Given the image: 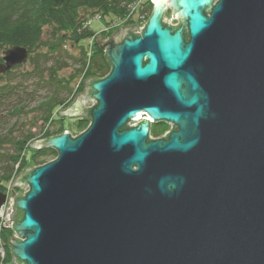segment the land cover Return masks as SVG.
Segmentation results:
<instances>
[{"label":"water","instance_id":"1","mask_svg":"<svg viewBox=\"0 0 264 264\" xmlns=\"http://www.w3.org/2000/svg\"><path fill=\"white\" fill-rule=\"evenodd\" d=\"M151 1L59 113L89 129L30 145L58 157L11 186L30 187L12 191L14 264H264V0ZM29 57L7 50L3 71Z\"/></svg>","mask_w":264,"mask_h":264},{"label":"rangeland","instance_id":"2","mask_svg":"<svg viewBox=\"0 0 264 264\" xmlns=\"http://www.w3.org/2000/svg\"><path fill=\"white\" fill-rule=\"evenodd\" d=\"M147 2L148 0H137L133 9H130L129 13L123 17H116L108 14L103 17L104 15H101L100 13L93 14V16L88 17L85 23L80 26V29L78 30V34H81H79V40H73V32L71 31V34L69 35L71 41L68 40L65 42L66 44L62 48L63 52L60 58L62 61H65L67 67L64 68V70H61L59 75L70 81V77L75 75L76 70L80 68V64L77 63L80 58L86 60V70L78 80L77 78L75 80H71L68 89L63 88V90H57L53 85H44L48 81H45L42 85H37V83L41 80V78L38 79L37 76H32L31 78H28V80L26 78V81L25 79L23 80L22 77H20L21 73L23 75L27 71L31 70V66L28 62L16 69H13L15 72L14 79L17 81L16 83H20L22 85L19 87L20 89H27V93H22L20 98L15 102L14 105H16L18 109L17 111L12 110V107V109H10V105L7 106L8 104H0V173H3L4 170L9 169L11 166V156L18 150L16 145H14L15 142L19 141V139L25 138L29 134H33L35 136L32 137L31 141L26 145H22L21 154L15 165L14 174L11 180L6 184L0 181V183H3L6 187L5 192H0L6 195V201L3 205H6L7 202H11L15 205V201L13 199L14 194H20L25 197V193L30 191L29 186L26 190L25 187H11L25 169L30 167H41L38 166L36 161L37 159L45 160L50 163L58 157L57 152L54 149H47V147L42 149L31 148L30 145L32 143L53 138L54 136L49 137L48 132H59L57 136L69 133L73 138H76L89 129L91 122L85 115L68 117L61 116L59 113L69 109L77 101L79 94H86L89 92L85 81L96 77L91 75L88 63L96 52H101L100 46H103L106 42H108L120 29L137 27L139 30H133L132 32L134 34H139L141 32V29L146 25L151 14V6L146 4ZM141 10L143 13H141ZM80 14L81 19H83L88 16L90 12L81 11ZM144 15L145 17L142 18ZM166 16L168 20L172 19L170 11L167 12ZM7 50L9 49H0V58H3ZM102 53L105 55L104 51H102ZM59 57L60 56H58V59ZM1 84L2 82L0 80V85ZM50 94L59 98L68 97V101H70L63 106L57 107L53 112L52 119L49 122L44 123V109H39V107L42 100L50 97ZM93 104L94 103H86L85 108L91 109ZM162 125L159 124L157 127L156 125H154L153 128L151 127V135L153 139H161L171 132L172 129L169 125H167L165 129L161 127ZM154 132L159 134L158 138ZM8 203L7 205H9ZM6 232L9 233V231L1 232L2 244L5 249L2 261L5 262L8 256H10V259L13 261V255L11 253L8 254V249H10L9 240L10 238H16L12 231L10 232V235ZM4 234L6 236H4Z\"/></svg>","mask_w":264,"mask_h":264},{"label":"trees","instance_id":"3","mask_svg":"<svg viewBox=\"0 0 264 264\" xmlns=\"http://www.w3.org/2000/svg\"><path fill=\"white\" fill-rule=\"evenodd\" d=\"M136 0H0V49H11L15 46L27 48L30 51L29 65L31 70L20 75L26 81V78L37 76L41 78L37 85L46 84L55 86L57 90L69 88L71 80H77L86 70V60L78 59L77 63L80 68L76 70L75 75L70 77V81L59 75L61 70L67 67L65 61L60 58L63 52V46L68 40L71 41L70 34L73 32L74 41L79 40L78 30L88 17L100 13L105 17L114 15L123 17L129 13V8ZM151 7L150 1L146 3ZM81 11L90 12L88 16L81 19ZM141 13L143 11L141 10ZM151 15V14H150ZM81 35V34H80ZM86 36V35H85ZM58 56L59 59H58ZM61 60V61H60ZM92 63L88 68L93 77V81L103 79L110 73V65L101 52H96L92 58ZM16 66L8 71H3L6 66L3 58H0V104L9 106L10 109L17 111L15 102L20 98L22 93L26 94L27 89H20L22 85L16 83L14 77ZM20 82V81H19ZM47 86V85H46ZM13 98V99H12ZM70 101V100H69ZM68 97L59 98L51 95L42 100L39 109H44V123L49 122L53 117L54 110L67 104ZM12 104V105H11ZM12 107V108H11ZM90 111V110H89ZM88 111V113H89ZM89 116L87 117V119ZM89 121L91 122L90 118ZM59 132H48L49 137H55ZM159 137V134L154 132ZM35 135L29 134L23 139L16 141L14 145L18 148L11 156L10 168L0 173V181L7 183L11 180L15 165L21 154L22 145H26ZM48 149V148H47ZM46 150V149H43ZM56 151V150H55ZM57 152V151H56ZM58 155V152H57ZM38 166L45 165L49 162L45 160H36ZM0 183V192H5V185ZM19 217L23 218L22 215ZM10 232H6L10 235ZM4 236H6L4 234ZM11 251L8 249V254ZM12 254V253H11ZM14 264L10 256L6 262L0 257V264ZM20 264V263H17Z\"/></svg>","mask_w":264,"mask_h":264},{"label":"built area","instance_id":"4","mask_svg":"<svg viewBox=\"0 0 264 264\" xmlns=\"http://www.w3.org/2000/svg\"><path fill=\"white\" fill-rule=\"evenodd\" d=\"M137 0L133 3V5L130 6L129 8V11L130 9H133V7L135 6ZM145 15L142 17L144 18ZM166 20L168 22L171 23V25L173 26H176V21H173L172 19L168 20L167 19V16L165 17V22ZM92 61V59L90 60V62L88 64H90ZM142 120H140L141 122ZM139 123H133V124H130L131 127H135L137 126ZM150 138L153 139L152 135H150ZM11 199V198H10ZM9 200V199H8ZM7 200V201H8ZM8 203V202H7ZM3 205L1 208H0V252H1V257L3 256L4 257V254H5V249H4V246L2 244V240H1V232L2 231H12V233H14V235L16 236V238L18 239V236L17 234L13 231V228H12V224H14V221H10V214H13L14 210L12 209V207L14 206L11 202H9L8 204L9 205ZM2 257V258H3Z\"/></svg>","mask_w":264,"mask_h":264},{"label":"flooded vegetation","instance_id":"5","mask_svg":"<svg viewBox=\"0 0 264 264\" xmlns=\"http://www.w3.org/2000/svg\"><path fill=\"white\" fill-rule=\"evenodd\" d=\"M152 9H153V8H152ZM176 24H177V22H176ZM178 25H179V24H178ZM187 41H189V36H188V35H187ZM108 42H109V41H108ZM105 44H106V43H105ZM105 44H104V45H105ZM110 68H111V67H110ZM110 72H111V70H110ZM109 74H110V73H109ZM109 74H108V75H109ZM159 124H160V125L163 124L161 127H163L164 129L166 128L167 125H169V126L171 127V129H173V126H172V125L167 124V123H165V122L155 123L154 125H156V127H157ZM154 125H153V126H154ZM153 126H152V128H153Z\"/></svg>","mask_w":264,"mask_h":264},{"label":"bare ground","instance_id":"6","mask_svg":"<svg viewBox=\"0 0 264 264\" xmlns=\"http://www.w3.org/2000/svg\"><path fill=\"white\" fill-rule=\"evenodd\" d=\"M147 118V117H146ZM155 123L154 122H151V127L154 125ZM173 130V129H172ZM171 130V131H172ZM152 133V132H151ZM14 212H15V210H14ZM12 215H14V213L12 214ZM1 240H2V238H1ZM0 257H1V254H0Z\"/></svg>","mask_w":264,"mask_h":264}]
</instances>
